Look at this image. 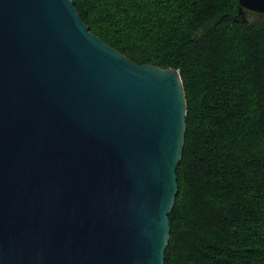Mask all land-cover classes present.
I'll return each instance as SVG.
<instances>
[{
  "label": "water",
  "instance_id": "1",
  "mask_svg": "<svg viewBox=\"0 0 264 264\" xmlns=\"http://www.w3.org/2000/svg\"><path fill=\"white\" fill-rule=\"evenodd\" d=\"M185 133L178 69L121 54L72 0H0V264H164Z\"/></svg>",
  "mask_w": 264,
  "mask_h": 264
},
{
  "label": "trees",
  "instance_id": "2",
  "mask_svg": "<svg viewBox=\"0 0 264 264\" xmlns=\"http://www.w3.org/2000/svg\"><path fill=\"white\" fill-rule=\"evenodd\" d=\"M106 44L178 69L186 133L164 264H264V13L238 0H72Z\"/></svg>",
  "mask_w": 264,
  "mask_h": 264
}]
</instances>
